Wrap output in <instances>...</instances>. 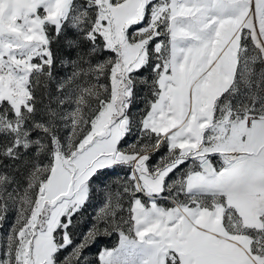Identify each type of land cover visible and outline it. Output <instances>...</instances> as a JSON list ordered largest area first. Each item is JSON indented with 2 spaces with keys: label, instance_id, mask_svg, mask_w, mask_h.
<instances>
[{
  "label": "snow or ice",
  "instance_id": "snow-or-ice-1",
  "mask_svg": "<svg viewBox=\"0 0 264 264\" xmlns=\"http://www.w3.org/2000/svg\"><path fill=\"white\" fill-rule=\"evenodd\" d=\"M5 224L0 264H264V0H0Z\"/></svg>",
  "mask_w": 264,
  "mask_h": 264
},
{
  "label": "rangeland",
  "instance_id": "rangeland-1",
  "mask_svg": "<svg viewBox=\"0 0 264 264\" xmlns=\"http://www.w3.org/2000/svg\"><path fill=\"white\" fill-rule=\"evenodd\" d=\"M63 38H61L60 42L57 44H54L53 46L62 45ZM63 50H59L58 55L63 54ZM58 71L61 73V75L67 74L71 71L70 68H62L60 65H57ZM147 72L145 73V76H147ZM149 91L146 87H142L140 85L137 86V96L134 101V107L132 108V114L139 118V116L143 113L145 107H146V100L149 99ZM67 135V133H64ZM7 163L5 164V167H7ZM124 170L117 169V172L114 174H111L109 176V181L114 180L117 178V176H123ZM104 201V195L100 191L99 186L97 188L96 195L93 196L91 202L89 205L84 208L79 215H77L73 221L74 227L72 228V232L74 234V237L79 238L80 235L84 232H86L92 225L93 219L95 218V214L99 210V208L102 206ZM163 206H171L170 203L167 200L161 201ZM125 207H127V204H125ZM14 220L13 214L10 212L8 215V221L11 222ZM9 227V224H5L4 229L0 230V233L6 232ZM118 237L116 235H113L111 238L104 237L103 239H100L97 241V243L88 249V251L85 253V255L88 257L90 264H97V253L101 247H113L117 244Z\"/></svg>",
  "mask_w": 264,
  "mask_h": 264
},
{
  "label": "trees",
  "instance_id": "trees-1",
  "mask_svg": "<svg viewBox=\"0 0 264 264\" xmlns=\"http://www.w3.org/2000/svg\"><path fill=\"white\" fill-rule=\"evenodd\" d=\"M54 47V46H53ZM55 49L63 50V42L62 45H57L54 47Z\"/></svg>",
  "mask_w": 264,
  "mask_h": 264
}]
</instances>
